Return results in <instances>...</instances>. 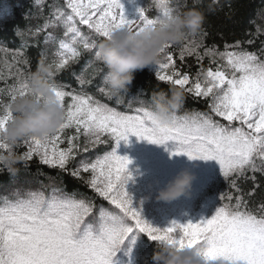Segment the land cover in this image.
I'll list each match as a JSON object with an SVG mask.
<instances>
[{
    "label": "trees",
    "instance_id": "obj_1",
    "mask_svg": "<svg viewBox=\"0 0 264 264\" xmlns=\"http://www.w3.org/2000/svg\"><path fill=\"white\" fill-rule=\"evenodd\" d=\"M172 1L146 48L84 23L69 0H0V216L31 206L40 218L70 222L74 240L92 247L116 235L112 264H208L135 220L101 183L114 137L71 116L87 102L120 117L201 112L228 122L213 106L220 91L208 89L231 57L264 62V0ZM158 5L147 4L145 18H157ZM207 198L230 215L264 220V167L214 179L198 200Z\"/></svg>",
    "mask_w": 264,
    "mask_h": 264
},
{
    "label": "rangeland",
    "instance_id": "obj_2",
    "mask_svg": "<svg viewBox=\"0 0 264 264\" xmlns=\"http://www.w3.org/2000/svg\"><path fill=\"white\" fill-rule=\"evenodd\" d=\"M69 1L84 23L119 40L139 39L146 48L173 11L172 0ZM152 1L160 7L153 20L145 18ZM155 68L166 75L165 65ZM213 79L208 92L220 91L211 95L213 106L227 123L201 112L164 117L145 110L120 117L87 102H79L71 116L85 131L114 137L101 183L125 207L131 205L129 212L144 228L208 264H264V220L230 215L215 208L212 198L198 200L214 179L264 167V62L236 55ZM49 99L58 109V96L51 92ZM69 226L38 217L31 206L12 208L0 216V258L7 264H112L116 235L92 247L74 240Z\"/></svg>",
    "mask_w": 264,
    "mask_h": 264
},
{
    "label": "bare ground",
    "instance_id": "obj_3",
    "mask_svg": "<svg viewBox=\"0 0 264 264\" xmlns=\"http://www.w3.org/2000/svg\"><path fill=\"white\" fill-rule=\"evenodd\" d=\"M172 5V4H171Z\"/></svg>",
    "mask_w": 264,
    "mask_h": 264
}]
</instances>
